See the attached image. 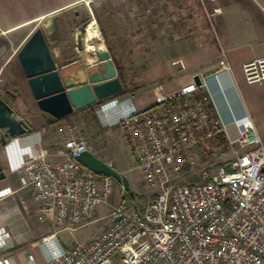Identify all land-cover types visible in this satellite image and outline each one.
Listing matches in <instances>:
<instances>
[{"label": "built area", "instance_id": "1", "mask_svg": "<svg viewBox=\"0 0 264 264\" xmlns=\"http://www.w3.org/2000/svg\"><path fill=\"white\" fill-rule=\"evenodd\" d=\"M219 12L214 8L213 13ZM172 64L183 65L181 60ZM219 65L230 72L224 51ZM242 69L248 83L264 84V58L246 62ZM200 87L191 83L132 113L114 98L103 100L97 116L103 125L127 132L134 169L152 199L142 210L125 207L121 199L108 215L110 224L86 243L66 248L57 229L95 221L115 180L75 160L90 149L72 127L63 147L53 153L57 158H50L43 146L28 154L20 169L21 187L31 189L40 203V222L53 228L39 242L43 260L29 254L28 264H264V144L247 116L242 124L233 120L230 137L212 119L209 96L195 97ZM220 134L241 149L227 162L232 170L224 164L202 167L198 180L180 181L182 168L196 165L195 149ZM6 236L0 231V246ZM50 241L56 243L54 249L46 248ZM0 264L14 263L2 256Z\"/></svg>", "mask_w": 264, "mask_h": 264}, {"label": "crops", "instance_id": "2", "mask_svg": "<svg viewBox=\"0 0 264 264\" xmlns=\"http://www.w3.org/2000/svg\"><path fill=\"white\" fill-rule=\"evenodd\" d=\"M106 1L110 2V0H0V82L14 83L16 64L21 68L17 52L46 17L62 14L79 3L95 4ZM201 2L205 7L204 13L208 21L212 23L213 17V24L206 25L204 15L197 12L198 18L203 17L205 23L202 25L200 19H196L195 21L198 22L195 25L193 22L195 12L190 11L187 14L183 9L182 20L175 26L174 13L167 10L165 12L167 26L163 34L157 33L155 36L146 37V41L143 33L138 31L134 34L133 31L127 33L114 29L112 41L108 42L103 36L117 75L118 70L114 59L124 66L125 62H120L119 59L123 60L125 55H129L127 57L131 58V62L128 64L135 67V72H129L125 81L133 83L130 85L138 86L134 92L122 93L112 98L116 99L119 105L129 113L153 107L164 101L169 94L194 83L195 75L205 78L219 70L221 52L224 51L230 67V78L227 75L220 77L223 95L216 93L214 96L207 87L205 79L200 87V90L205 92L211 100L210 115L213 120L225 127L232 138L233 120L247 116L264 142V84L248 83L242 69L244 63L264 58V0H208L211 10L206 0ZM214 8H219L220 12L213 13ZM189 10L188 7L187 11ZM210 25L213 27L216 38L211 35ZM64 26L65 30L71 28L66 23ZM71 29L69 39L64 37L66 40L62 43H71L72 52L67 51V46L52 47L60 51L55 58L57 66H65L66 74L73 76L77 72L83 73L85 69L96 68L99 63L95 55L100 49L97 48L93 57L91 55L87 59L81 52L84 41L83 36L79 34L80 28L74 25ZM80 37L82 47L78 49L77 41ZM134 39L136 43L141 42L137 45L136 51H132L129 47L128 52L122 55L120 52L122 49L125 50L122 44H127ZM72 54L76 56L68 59ZM176 60H181L183 65H173L172 62ZM8 69L11 73L3 76ZM23 76L21 88H23L27 105L33 106L41 114V118L48 122L46 121L40 128L29 124L33 131L9 137L5 144L0 143V166L3 171V176L0 177V231L7 234L1 240L3 244L0 246V257H9L14 264H28L27 257L31 254L27 251L28 247L35 250L36 254L32 255L36 261H42L44 254L39 247L40 239L53 231L50 225L40 222V203L34 198L31 189L21 187L20 183V169L28 154L39 146L49 143L51 131L49 120H53L52 116L38 109L24 73ZM207 82H213V80L210 79ZM213 89L218 92L216 86ZM6 92H8L7 89ZM0 96L13 108L7 98L2 94ZM10 96L12 99L17 98L13 93ZM224 101L231 104V110H226ZM25 105L26 103L21 105L22 112H31L27 109L28 107H24ZM98 121L101 123L99 118ZM58 128L56 133L61 134ZM49 153H51L50 158H53L54 151ZM55 246L54 241L46 244L47 249H54Z\"/></svg>", "mask_w": 264, "mask_h": 264}, {"label": "rangeland", "instance_id": "3", "mask_svg": "<svg viewBox=\"0 0 264 264\" xmlns=\"http://www.w3.org/2000/svg\"><path fill=\"white\" fill-rule=\"evenodd\" d=\"M206 1L209 6L208 0ZM187 6L190 8L189 11H187ZM210 8L209 6V9ZM183 9L187 14L190 11L195 12L193 15V22H195V25H197L198 22L195 21L196 19H200L199 21L202 25H204L205 22L206 25L213 24V17L211 18V23L204 13L205 7L202 5L201 0H110V2H98L95 4L85 2L79 3L66 12L58 14L60 26L59 36L62 37L59 46L63 48L67 46V51H69V53L72 52L70 50L72 49V44L69 42L62 43V41L67 38L69 39L72 26L77 25L79 28H85L91 21H93L98 28L102 41L103 36L107 42L112 41V32L114 29L117 31L123 30L127 33L133 31L134 34H136V31L141 32L146 41V37L155 36L157 33L163 34L167 26V17L165 14L167 10L174 13L173 22L176 26L179 25L182 20L181 12ZM197 12L204 15L205 22H203V17L198 18ZM65 23L71 26V28H66L65 30ZM210 29L212 37L216 38L213 34V27L211 25ZM81 35L83 36V33ZM64 37H66V39H64ZM137 38L141 39L140 37ZM140 43H136V39H134L130 40L127 44H122L125 50L122 49L120 53L122 55L124 53L126 54L129 47L132 51H136L135 49H137L136 47ZM103 46V49H106L104 41ZM75 56L76 54H72L68 59ZM127 56L129 55H125V59L123 60L119 59L120 62H125V65H122L124 80L128 78L129 72H135V67L128 64L131 62V58ZM219 70L207 75V77L205 76L206 81L210 80V75ZM14 72L16 74L14 83L6 84L0 82V94L11 102L15 112L29 122L31 126L40 128L47 120L44 121L41 118V114L35 110L33 106L27 105V101L23 96V88H21L23 87L24 76L19 65L16 64ZM8 73H11L10 69H8L3 76H6ZM130 84L133 83L126 82L127 86ZM6 89L8 92H6ZM198 92L196 94H198ZM12 93L17 97L16 99L11 98L10 95H12ZM22 103H26L24 107H28L27 109L32 113L22 112ZM49 122L51 126L49 143L43 145L44 148L51 152L62 148L65 139L70 136L71 132H69V127H72V133L84 140L95 155L109 162L116 170L128 178L130 189L133 192L132 197L125 195V192H121V184L115 182V188L108 200V204L99 207L98 213L95 216L96 220L83 226H75L73 229H57V239L59 243H62L64 247L66 246L68 248L77 244L86 243L93 233L106 228L110 224L108 215L112 207L118 205L121 199L124 200L125 207L127 208L137 207L139 210H142L147 206L152 199V192L146 189L140 179V174L134 169L135 161L130 147V138L122 126H107L99 121L96 123L91 118L90 111L87 108L75 110L72 114L61 119L55 120L53 118V120H49ZM58 126L64 127V132L61 134L56 133ZM226 141L227 144L225 145L208 141L203 148L195 149L196 165L194 167L184 166L181 170L179 180L183 182H194L198 180L197 173L202 167L215 168L232 160L235 154L239 153L241 149L237 144H230L227 139ZM262 143L264 144L263 141ZM53 158H57V156H53ZM27 251L33 255L35 253V250L29 247Z\"/></svg>", "mask_w": 264, "mask_h": 264}, {"label": "water", "instance_id": "4", "mask_svg": "<svg viewBox=\"0 0 264 264\" xmlns=\"http://www.w3.org/2000/svg\"><path fill=\"white\" fill-rule=\"evenodd\" d=\"M58 18V14L46 17L17 52L38 109L55 119L64 118L75 110L119 95L124 90L107 49H100L95 55L99 65L91 70L85 69L83 73L77 72L70 76L66 74L65 66H57L55 58L60 51L53 48L52 44L53 35L59 29ZM84 29L81 27L79 34L84 33ZM77 43L78 49H81V37ZM193 80L197 86H202L204 77L195 75ZM30 130L29 123L0 96V143L5 144L9 137L23 135ZM75 160L97 174L112 177L121 184L125 192L131 193L128 178L92 151L81 152ZM223 167L225 170H232L229 163H225ZM2 176L0 166V177ZM114 220L117 221L118 218L115 217Z\"/></svg>", "mask_w": 264, "mask_h": 264}, {"label": "bare ground", "instance_id": "5", "mask_svg": "<svg viewBox=\"0 0 264 264\" xmlns=\"http://www.w3.org/2000/svg\"><path fill=\"white\" fill-rule=\"evenodd\" d=\"M83 41H84V45L81 49V52L86 56L87 59H89L90 58L89 56H91V55L93 57L94 51L97 48H99L101 50L103 49L104 46H103L102 38L100 36L98 28L95 26L93 21L89 22L85 26L84 33H83ZM229 73L230 72L228 71L227 68H221L218 72L209 76V79L212 78L213 82H207L206 81L207 76L204 78L207 86L209 87V89L211 90V93L214 96H216V93L219 95L220 94L223 95V84L220 80V77L222 75H225V76L227 75L230 78ZM214 86H216V90H218V92L214 91V89H213ZM224 105L226 107V110H231L232 106L229 102L225 103V101H224ZM221 114L224 116V114L222 112H221ZM234 114H236V113H234ZM244 119H245L244 117L235 118V120L239 124H242V122H244Z\"/></svg>", "mask_w": 264, "mask_h": 264}, {"label": "trees", "instance_id": "6", "mask_svg": "<svg viewBox=\"0 0 264 264\" xmlns=\"http://www.w3.org/2000/svg\"><path fill=\"white\" fill-rule=\"evenodd\" d=\"M109 50H110V49H109ZM114 63H115V66H116V68H117V70H118V77L120 78L121 83H122V85H123V87H124V90H123L122 93H126V92H134V91L138 88V86H137V85H129V86H127V85H126V81L124 80V71L122 70V69H123V68H122L123 66L120 65L115 59H114ZM198 91H199L198 94L195 95L196 98H199V97H202V96H207V94H206L205 92H203L202 90H200V88L198 89ZM122 93H121V94H122ZM111 98H112V97H111ZM102 102H103V101H98V102L94 103L93 105H90V106H88V107H85V108L89 109L90 114H91V118H92L96 123H98L97 109H98V107L102 104ZM31 131H33V128H31L30 132H31ZM208 141L216 142V144H223V145L227 144L226 138H225V136H224L223 134L218 135V136H215V137H213L212 139L207 140L206 143H207ZM124 192H125V191H124ZM130 192H131V193H127V192H125V195H127V196H129V197H132V196H133V195H131V194H133L132 190H130ZM124 203H125V202H124V200H123V204H124ZM124 205H125V204H124Z\"/></svg>", "mask_w": 264, "mask_h": 264}, {"label": "flooded vegetation", "instance_id": "7", "mask_svg": "<svg viewBox=\"0 0 264 264\" xmlns=\"http://www.w3.org/2000/svg\"><path fill=\"white\" fill-rule=\"evenodd\" d=\"M58 21H59V18H58ZM59 24V23H58ZM60 34V33H59ZM59 34H58V32L57 33H55L54 35H53V44H52V46H54V45H59V43L61 42V39H62V37H60L59 36Z\"/></svg>", "mask_w": 264, "mask_h": 264}]
</instances>
